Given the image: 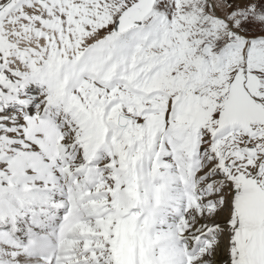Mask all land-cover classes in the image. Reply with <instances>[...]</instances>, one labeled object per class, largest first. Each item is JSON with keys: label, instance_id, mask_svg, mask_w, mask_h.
<instances>
[{"label": "snow or ice", "instance_id": "6c2138e0", "mask_svg": "<svg viewBox=\"0 0 264 264\" xmlns=\"http://www.w3.org/2000/svg\"><path fill=\"white\" fill-rule=\"evenodd\" d=\"M0 264H264V0H0Z\"/></svg>", "mask_w": 264, "mask_h": 264}]
</instances>
